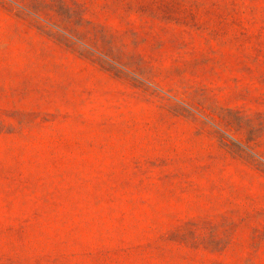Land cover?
<instances>
[{"label": "rangeland", "instance_id": "374dc122", "mask_svg": "<svg viewBox=\"0 0 264 264\" xmlns=\"http://www.w3.org/2000/svg\"><path fill=\"white\" fill-rule=\"evenodd\" d=\"M0 264H264V0H0Z\"/></svg>", "mask_w": 264, "mask_h": 264}]
</instances>
